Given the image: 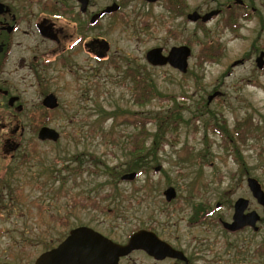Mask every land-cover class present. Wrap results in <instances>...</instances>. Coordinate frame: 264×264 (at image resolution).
Returning a JSON list of instances; mask_svg holds the SVG:
<instances>
[{"label": "rangeland", "instance_id": "374dc122", "mask_svg": "<svg viewBox=\"0 0 264 264\" xmlns=\"http://www.w3.org/2000/svg\"><path fill=\"white\" fill-rule=\"evenodd\" d=\"M208 1L191 0V6ZM251 4L257 13L238 17V31L218 33L214 24L171 28L180 41L191 33L185 73L143 58L161 37L167 44L172 39L158 20L159 8L144 43L136 38L140 18L129 16L135 22L127 34L115 23L112 43L124 60L118 67L94 63L96 75L82 81L77 112L51 114L45 126L59 138L40 141L38 125H23L16 204L0 228L34 235L27 242L34 247L25 249L36 252L80 225L120 242L135 230L151 229L185 253L197 249L192 264H233L234 249L241 253L238 264H264V212L246 183L253 177L264 190V67L255 63L264 51V0ZM237 59L244 61L233 66ZM213 92L220 94L208 102ZM130 172L136 173L133 180H121ZM170 186L176 194L166 201L163 191ZM239 197L249 201L247 211L260 215L258 231L222 227L219 220L231 221ZM260 247L263 257H253ZM132 258L172 264L141 253Z\"/></svg>", "mask_w": 264, "mask_h": 264}, {"label": "flooded vegetation", "instance_id": "af4514ba", "mask_svg": "<svg viewBox=\"0 0 264 264\" xmlns=\"http://www.w3.org/2000/svg\"><path fill=\"white\" fill-rule=\"evenodd\" d=\"M104 1L105 3L100 5L99 0H0L1 220L9 219L6 216L12 214L16 204L14 194L18 190V152L23 148L22 137L25 132L23 125H38L34 129L37 135L42 126L51 125L52 113L65 114L69 113V110H72L71 113L75 112L85 94L81 88L82 81L89 83L96 75L92 65L106 62L118 67L117 62H122L124 56L122 55L121 59L113 47L111 35L115 23H122L124 27L122 33L127 34L126 31L129 29L134 30V20L140 18L136 38L144 43L143 33L145 34L153 24L150 16L159 8L158 20L165 22L169 27L168 35L175 40L173 42L169 39L171 41L167 44L168 39L161 37L158 40L160 43L148 50L159 48L163 55H167L173 47L187 46L190 49L189 59L191 33L187 32V37L180 41L177 39L176 31H172L171 28L187 29L189 25L205 27L214 24L213 30L218 33L225 29L238 31V17L247 19L257 13L251 0H209V4L198 9L191 6V0ZM212 12L214 14L210 15L209 19H202ZM129 16L134 20L130 21ZM104 20L107 21V26L101 27L100 22ZM147 51L143 58L148 63ZM260 53L264 54V51ZM243 61L238 62L237 59L232 65L236 66ZM87 67H91L89 69L91 73L87 71ZM263 67L264 63L261 68L257 66L259 70ZM68 85L73 88L70 90L72 95L70 94L69 98L66 96ZM49 95L54 96L56 103L52 108L46 106V97ZM62 96L67 99H63ZM219 221L221 223L224 220ZM14 230L16 232L17 227L12 231ZM96 231L119 244L126 243L134 232L120 242ZM15 232L8 233L7 230L0 228V264H35L42 253L58 245L68 235L67 233L55 246L36 252L33 249H25L26 246L34 247L33 244H27L33 241L34 235L28 233L18 235ZM164 241L172 248L180 250L186 259L171 257L156 259L144 250L135 249L120 256L118 264H140L138 260L132 258L135 253H141L155 263L165 260L171 261L172 264L193 263L198 253L197 249L188 254L167 240Z\"/></svg>", "mask_w": 264, "mask_h": 264}, {"label": "water", "instance_id": "95a60500", "mask_svg": "<svg viewBox=\"0 0 264 264\" xmlns=\"http://www.w3.org/2000/svg\"><path fill=\"white\" fill-rule=\"evenodd\" d=\"M212 14L214 13L206 15L202 19L207 20ZM263 55V53H260L255 60L259 68L264 63ZM189 56L190 49L187 46L173 47L167 55H163L159 48L150 49L146 53V59L151 65L163 66L168 64L181 73H185L187 70V59ZM219 94V92H213L208 96V101ZM55 105L54 96H47L46 106L52 108ZM37 137L39 140L56 141L59 138V133L48 126H42L38 131ZM155 170H158V167ZM135 177L136 173L130 172L124 173L120 178L126 181L133 180ZM246 183L252 197L262 206L264 212V190L261 184L253 177H248ZM175 194V190L171 186L163 191L166 201L174 198ZM248 204L249 201L247 199L242 197L237 198L233 204L231 221H222V227L229 232H236L245 227L258 231L260 215L254 210L247 211ZM135 249L144 250L156 259H164L165 257L186 259L180 250L172 248L151 230H136L131 234L126 243L119 244L90 227L78 226L72 228L67 237L58 245L42 253L37 258L35 264H118L120 256H124Z\"/></svg>", "mask_w": 264, "mask_h": 264}, {"label": "trees", "instance_id": "16d2710c", "mask_svg": "<svg viewBox=\"0 0 264 264\" xmlns=\"http://www.w3.org/2000/svg\"><path fill=\"white\" fill-rule=\"evenodd\" d=\"M137 149H140L141 148V146L140 147H136ZM136 148H135V150H136ZM261 250V251H260ZM239 251L240 250H236V249H234V253L232 254V256H230V257H233V264H238V255H240L241 253H239ZM261 252V254L259 253V252ZM262 251H263V249L260 247V249H256V255H253V257H263L262 256Z\"/></svg>", "mask_w": 264, "mask_h": 264}]
</instances>
